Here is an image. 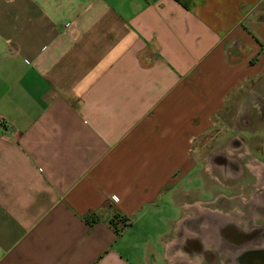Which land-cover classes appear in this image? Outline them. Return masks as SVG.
Listing matches in <instances>:
<instances>
[{
  "label": "crops",
  "instance_id": "1",
  "mask_svg": "<svg viewBox=\"0 0 264 264\" xmlns=\"http://www.w3.org/2000/svg\"><path fill=\"white\" fill-rule=\"evenodd\" d=\"M263 74L264 0H0V264L177 263L196 142Z\"/></svg>",
  "mask_w": 264,
  "mask_h": 264
},
{
  "label": "flooded vegetation",
  "instance_id": "2",
  "mask_svg": "<svg viewBox=\"0 0 264 264\" xmlns=\"http://www.w3.org/2000/svg\"><path fill=\"white\" fill-rule=\"evenodd\" d=\"M240 144L239 139V148ZM236 154L215 151L200 158V166H210L209 170L204 167L212 181L210 199L184 221L183 239L176 248L180 260L175 264H264V151L242 149ZM215 170L222 178L229 175L238 182L221 184ZM216 184L228 196L214 193ZM236 187L238 200L230 195Z\"/></svg>",
  "mask_w": 264,
  "mask_h": 264
},
{
  "label": "rangeland",
  "instance_id": "3",
  "mask_svg": "<svg viewBox=\"0 0 264 264\" xmlns=\"http://www.w3.org/2000/svg\"><path fill=\"white\" fill-rule=\"evenodd\" d=\"M239 139L243 143V146L240 144L243 150L264 151V74L256 80L249 81L241 91L228 99L225 109L214 118L210 132L196 142L198 158L200 160L202 156L215 151H228L232 156H236L238 150H242L238 147ZM233 140L236 141L232 146ZM214 172L218 182L225 186L238 182V178L234 179L227 175L225 179L219 175V171ZM213 189L214 193L222 192L228 196L227 191H222L217 184ZM234 190L236 192L232 190L230 195L238 200L237 197L240 195L237 187ZM235 202L232 206L237 205Z\"/></svg>",
  "mask_w": 264,
  "mask_h": 264
},
{
  "label": "trees",
  "instance_id": "4",
  "mask_svg": "<svg viewBox=\"0 0 264 264\" xmlns=\"http://www.w3.org/2000/svg\"><path fill=\"white\" fill-rule=\"evenodd\" d=\"M176 1L186 9H189L191 6V0H176ZM95 221L96 218L91 217L90 220H87L86 222L88 224H92ZM109 225L110 227H112L116 235H119L122 232V230L129 225V221L120 214L115 213L109 220Z\"/></svg>",
  "mask_w": 264,
  "mask_h": 264
},
{
  "label": "built area",
  "instance_id": "5",
  "mask_svg": "<svg viewBox=\"0 0 264 264\" xmlns=\"http://www.w3.org/2000/svg\"><path fill=\"white\" fill-rule=\"evenodd\" d=\"M2 126H3V123H2V121L0 120V127H2ZM116 200H117L116 197H113V196H112V197L110 198V201H111V202H115Z\"/></svg>",
  "mask_w": 264,
  "mask_h": 264
}]
</instances>
